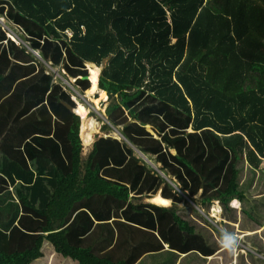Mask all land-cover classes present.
<instances>
[{"label": "trees", "instance_id": "obj_1", "mask_svg": "<svg viewBox=\"0 0 264 264\" xmlns=\"http://www.w3.org/2000/svg\"><path fill=\"white\" fill-rule=\"evenodd\" d=\"M1 1L43 30L46 46L42 54L46 59L57 63L66 50L70 71L88 62L92 80L91 83L89 79L88 97L98 94L94 103L99 105L109 96L108 119L114 125L124 124L123 120L128 123L126 111L130 112L135 123L127 125L124 131L127 138L134 141L129 132L130 127H134L143 139V127L149 122L136 110L137 103L146 94L179 114L175 127L186 131L183 135L176 131L175 135L180 136L176 137L177 156L165 151L163 144L155 139L141 143L145 155H158L157 161L169 170L167 175L173 172L172 175L180 179L177 191L197 202L193 197L203 190L200 203L218 201L226 209L236 200L243 203L247 199L239 181L243 171L241 163H248L254 171L264 167V0ZM12 44L17 50V62L9 77L0 74V107L17 89L15 95L22 94L20 101L25 97L32 106L23 120L33 125H51L56 120L52 113L55 111L45 102L51 99L52 104L49 103L53 107L56 93L47 98L44 92L39 97L33 84L43 82L39 79L41 73L47 81L52 80V76H47L40 68L37 71L36 62L30 59L27 50L19 48L14 41ZM55 88L57 84L50 94ZM62 101L64 99L59 100V107L72 114ZM76 113L86 119L84 142L90 144L97 131L89 117L90 111L78 102ZM78 115L73 113L68 133L72 157L69 174L51 165L52 177H43L50 163L42 159L43 167L37 168L39 176L35 181L31 178L26 185L16 186L14 193H9L4 186V182L8 185L7 180L0 179V206L10 200L14 210L11 224L0 225V264H135L144 253L165 248L164 242L153 232L157 231L153 214L147 226L150 231L142 230L141 237L120 233V243L132 241L134 249H138L128 259H117L115 253L97 254L91 248L74 244L75 230L67 227V222L80 203L95 197L127 203L132 195L122 175L116 170L103 169L102 158L97 162L104 152L98 145L83 158ZM182 116L187 117L186 126L178 125ZM104 129L110 130V127L104 125ZM28 132L32 134L34 129L29 128ZM35 132L45 135L51 129L37 126ZM171 138L172 135H166V139ZM188 139L192 140L191 145ZM108 142L121 145L117 140L101 141L104 145ZM208 152L209 156L204 158ZM165 198L175 203L183 199L174 192L165 194ZM168 199L159 196L151 201L170 205L172 202ZM176 207L163 210L187 233L186 248L191 251L197 247L206 253L192 251V256L184 262L179 253H174L176 258L170 262V252L154 254L149 256L153 259L151 263L207 264L208 258L204 256L216 251L217 255L230 256L231 264L235 256L230 245L224 243L223 240H228L224 239V234L209 229L219 244L216 248L210 246L204 236V247L193 244L197 227L183 218ZM2 210L0 207V214ZM220 211L217 204L214 213ZM247 238L250 239V235ZM146 243L151 246L143 247ZM260 243L264 249L262 241ZM235 246L238 249L234 254L238 253V259L239 250L246 249L238 243ZM245 255L243 252L242 256ZM216 264H222L221 260Z\"/></svg>", "mask_w": 264, "mask_h": 264}, {"label": "rangeland", "instance_id": "obj_2", "mask_svg": "<svg viewBox=\"0 0 264 264\" xmlns=\"http://www.w3.org/2000/svg\"><path fill=\"white\" fill-rule=\"evenodd\" d=\"M21 16L20 13H18L16 10H13L10 5L0 1V44L6 48L0 51V74H8L7 77H9L14 64L17 62V50H14V46L12 44L14 41L16 45L19 46V48H24L27 50V54L29 55L30 59L36 62L35 66L37 67V71L40 68L44 73L48 72L52 78H56V81L58 82V88H55L50 97L56 93L55 97L57 98H54L57 104L56 121L59 123L58 128L62 129L63 133L68 132L70 128L73 120V112L66 104L63 105L66 106V109L70 110L72 114L59 107V100L64 99V101L75 108L77 107L78 102H80L88 108L90 111L89 117L95 123V128L97 131L95 134H93V141L85 147V156L87 157L93 151L94 146L98 145L100 150H103L104 152L103 155L98 156L99 158L97 159V162H101L102 158L104 161L102 168L116 170L117 174H119V176L122 175L123 180L129 183V186L132 190L131 199L127 203H121L118 200H114L112 198L105 199L103 197H96L90 200L91 202L96 203L114 202L117 205L115 208H118V213L120 212L121 216H123V221L119 220V223H116L121 224V227H117L120 233L122 232L126 236H130V234H136L137 236L135 237H140L143 234L141 232L142 230L150 231L147 226L151 223L150 215L153 214L159 235L163 239L167 238L172 240L173 245L169 247L171 248L169 250H173L169 251L170 262V260L176 258L174 253H178L175 251V246L187 247L189 244V237L187 236V233L181 231L174 223L172 215L163 210V208L177 206L176 208H178L180 215L197 227V236H194L192 239L193 244L197 243L200 245V247H204L202 237L204 236L207 238L209 245L216 248L219 244L214 241V237L211 236V231L209 230L214 229L216 233H223L224 239H228L227 241H223L224 243L227 242L230 245L229 248L232 249V255L236 256L234 253L238 248L235 245L238 242H241L239 245H242V247L247 250V253H250V256L246 258L242 256L243 251L239 250L241 255H239V258L237 259L238 264H264V249L260 243L262 241L264 245V167L258 171H254L249 167L248 163H241V169L243 171L241 174V180L239 181H241V185H243V190H247L246 193L248 199L246 202L238 205L233 204L232 202L229 209H226L218 201H213L206 204H203L202 202L200 203L203 190H200L198 195L193 197L198 200V203L191 200L192 198L190 196L185 197L183 193H180L176 190L178 189L176 184L180 182V179L172 175L173 172H170V175H167V171L169 172V170L164 169V163H159L157 161L158 155H145L144 152L141 151V143L151 141V138L160 141L166 149L165 151L177 156L178 150L175 148L177 138H180L179 135H183V132L186 131L184 129L180 131L175 127L176 116L179 114L176 113V111L171 107L168 108L166 104L162 103L157 98L146 94L143 99L137 103L139 106L136 110L139 112L143 120L149 122L143 127V139L139 138V131L134 127H130L129 130V132L132 134V137L134 138V141L124 135L127 138L126 139L121 133L123 132L124 134L125 129H127V125L135 123L134 119L130 117V112L126 111V115L129 116L128 123L125 122L126 120H123L124 124L122 125H114L110 123L107 109L111 101L109 99L106 101H100L99 105H96L94 103V99L99 95L97 94L95 96L88 97L87 90L90 87V82L89 80L79 78V76L86 75L90 72L86 62L80 64V66L77 67L79 69H75L76 71H70L67 67L68 56L66 50H64L61 60L57 63L53 59H46L42 54L46 46H44V41L46 38L44 36L43 30H41V28H39L30 20L25 19L24 16ZM8 34L11 35V37ZM3 39H6L8 44ZM105 64L106 62L100 66V73H102ZM39 77V79L43 82L33 84V86L37 87L36 91L34 92H36L40 97L44 94V92H47L46 88L48 81L43 77L42 73L39 75ZM16 92L17 89H15V91L5 100L12 99L14 103L18 102L17 105L11 103L10 106L8 105L5 107V104H3L0 107V114L2 116L8 117L12 122H25L27 121V119L23 120L24 116L26 115L25 113L30 112L32 106L26 101L25 97L20 101V96L22 94L20 93V96H16ZM45 95H47V93ZM49 102L52 104L51 99L47 100V105ZM78 116L82 121L81 127L82 124H84L86 127V119L84 118V120H82V117L80 115ZM104 125H108L110 130H105ZM178 125L186 126L187 117L182 116V121H180ZM48 126L50 127V123H48ZM176 131L179 133V135H175ZM189 131H192V126L190 127ZM85 132L86 128L82 131L83 141ZM166 135H172V138L166 139ZM64 136L63 140L67 141V137ZM104 139L111 141L117 140L121 143V145L115 142H108L104 145L101 143V141ZM191 141V139H188V144L191 145ZM62 146H64L63 142L61 144V147ZM25 151L26 154H28L27 149ZM24 153L23 157H25ZM209 154L210 152L206 153L204 158H207ZM205 160L206 159H204V161ZM171 169L172 168H170V171ZM155 179H157V181L153 183ZM252 182L256 185L255 187L251 185ZM171 192L177 193V195L183 199L178 203L172 201L170 206H160L151 201L153 200V197L158 194L165 196V194ZM217 204H219L221 209L219 214L216 212L214 213ZM11 205L13 204H9V206L5 207L2 211H4L6 215L10 214V217L12 218L14 215V210L11 209ZM132 205H134L136 208H133ZM122 222L124 224H122ZM76 223L77 222L74 224ZM79 223L81 224L82 221L80 220ZM91 226L92 225L89 224L84 228V230H89ZM82 228L83 227L81 226V229ZM98 229H103L107 232L108 242L114 237V235L112 236V228L105 226L99 227ZM131 229H136L138 232H133ZM246 234L250 235L251 238H247ZM97 235H99V233H97ZM238 235L241 238H238ZM120 237L121 236H119V238ZM216 238L217 236L215 234V240ZM149 245V243H146L143 244V247H147ZM126 248L129 250V252H132V255L127 257V259L134 256L138 250L137 248H132L130 245H128ZM198 249H200L202 253H206L203 249ZM122 256L125 257V255ZM118 257L121 256L118 255ZM204 257L208 258L207 264H216L218 259L221 260L222 264H229V260L231 258L228 255L225 257L224 255H217L216 251H214L212 255ZM209 257L212 258L210 259ZM184 259L185 257L183 258V262Z\"/></svg>", "mask_w": 264, "mask_h": 264}, {"label": "crops", "instance_id": "obj_3", "mask_svg": "<svg viewBox=\"0 0 264 264\" xmlns=\"http://www.w3.org/2000/svg\"><path fill=\"white\" fill-rule=\"evenodd\" d=\"M9 36L11 37V35ZM4 41L8 44L7 40ZM4 49L6 48L2 46L1 50ZM45 74L47 76H50L48 72H46ZM57 83L58 82L56 81V78H52V80L50 78L48 80V84L46 88L47 89L46 97H49L51 95L50 92L52 91L53 87L56 86ZM11 103H14V101L12 99H9L8 102L4 103L5 107H7L8 105L10 106ZM17 103L18 102L14 104L17 105ZM45 103L47 104V101ZM62 103L64 104L67 102L62 101ZM48 106H50V103H48ZM56 106L57 104L55 103L53 105V108L49 107V109L55 111V112L52 111L54 115V119H56V111H57ZM0 113H1V109H0ZM58 124L59 123L56 122V120L54 123L50 125V127L44 126L42 124L41 125H33L32 123L28 124L27 122H12L9 120L8 117L2 116L0 114V179L3 178L7 180L8 185L7 183L4 182V186L8 189L7 191L9 193L10 192L14 193V188L16 186L26 185V183L29 182L31 178H33V181H35V179L39 176V172L37 168L43 167L40 164V161L42 159H45L50 163L47 164L48 171L45 172V175L43 177L45 178L52 177L50 172L52 170L51 165H54L58 168L61 167V169L64 172H66V174H69L70 166L72 164L71 149L68 140L69 130L68 132L63 133V130L58 128ZM37 126H40L48 130L51 129V132L45 135L35 134L36 132L29 134L28 132L29 128L33 130ZM84 128L85 126H82V130ZM80 131H81V127H80ZM121 134L124 136L123 132ZM63 136L67 137V141L63 140ZM80 139L84 146V152H85L86 151L85 147L88 146L89 144L86 145L84 143L81 135H80ZM104 140H108V139H104ZM62 142L64 143V146L61 147ZM26 149L28 151V154H26L25 151ZM84 152H83V158H86ZM23 153L25 157H23ZM251 185L253 187L256 186L253 182ZM241 188L243 189V185H241ZM159 196H161L164 199H168L160 194H158L154 199H156ZM103 198L109 199V197H103ZM246 200L244 202H246ZM172 201L173 200H171V202ZM234 202L233 204H235ZM9 204H12V201L9 200L8 202L2 204L0 207L4 209L5 207H8ZM170 205H160V206H170ZM115 206L117 205L114 202L96 203V202H91L90 200H86L80 203L77 209L72 213L70 221L67 222V227L73 228L74 225L75 233L72 234V240L74 244L86 248H91L97 254L115 253L117 259H125L131 256L132 252H129V250L126 247L130 245L133 248L134 243L132 241L128 242L127 244L120 243V238H119L120 231L117 229V227H121V224H116V223H119V220L123 221L122 219L123 216H121L120 212L118 213L117 211L118 209L115 208ZM1 214L2 216H0V225L3 226L10 225L12 220L10 214L6 215L4 211ZM22 214L23 213L21 212L20 216ZM80 220L82 221L81 224L79 223ZM75 222L77 223L74 224ZM89 224L92 225L91 228L89 230H84V228L87 227ZM81 226L83 227L82 229ZM105 226H107L108 228H112L113 230L112 236L115 234L114 239L113 240L111 239V241L109 242L107 240V232L103 229L100 230L98 229L99 227H105ZM153 232L159 235L158 231L153 230ZM97 233H99V235H97ZM159 237L164 242L165 248L158 251H151L144 253L141 257L137 259V262L135 264H153L151 263L153 262V259L149 258L150 255H154V254L159 255L160 253L173 251V250H169L171 249L169 247L173 245L172 240L167 238L163 239L160 235ZM196 248L191 251H188L186 247L175 246V251L181 255L180 259L182 257L183 258L185 257L187 259L193 254L192 251H198L202 253L200 249L197 250L198 248L197 249ZM243 252L246 254L244 257L248 258L250 256V253H247V250H243ZM118 255H120L121 257H118ZM122 255H125V257H123ZM236 255H238V253ZM231 264H238L236 256Z\"/></svg>", "mask_w": 264, "mask_h": 264}, {"label": "water", "instance_id": "obj_4", "mask_svg": "<svg viewBox=\"0 0 264 264\" xmlns=\"http://www.w3.org/2000/svg\"><path fill=\"white\" fill-rule=\"evenodd\" d=\"M92 64H94V65H97L96 63H94V62H91ZM81 79H86V80H89V74H86V75H81V76H79ZM64 104H66L69 108H70V110L73 112V113H75L76 114V110H75V107H73L72 105H70V104H68V103H64ZM81 123H82V121H81ZM82 128V127H81ZM80 135L82 136V129H81V131H80Z\"/></svg>", "mask_w": 264, "mask_h": 264}, {"label": "bare ground", "instance_id": "obj_5", "mask_svg": "<svg viewBox=\"0 0 264 264\" xmlns=\"http://www.w3.org/2000/svg\"><path fill=\"white\" fill-rule=\"evenodd\" d=\"M86 63H88V62H86ZM89 79H90V81H91V83H92V80H91V76H89ZM77 109V107L75 108V110ZM77 114V113H76ZM82 120H84V118L82 117ZM82 126H84V124H82ZM86 129H87V127H85ZM84 128V129H85ZM82 129V128H81ZM83 131V130H82ZM101 139H103V138H101ZM85 143V142H84ZM86 144V143H85ZM87 145V144H86ZM235 202H238L239 204H241V202H239V201H235ZM234 202V203H235Z\"/></svg>", "mask_w": 264, "mask_h": 264}, {"label": "built area", "instance_id": "obj_6", "mask_svg": "<svg viewBox=\"0 0 264 264\" xmlns=\"http://www.w3.org/2000/svg\"><path fill=\"white\" fill-rule=\"evenodd\" d=\"M68 34L73 37V33L71 31H68ZM241 243V242H238V244ZM251 250V249H250Z\"/></svg>", "mask_w": 264, "mask_h": 264}, {"label": "clouds", "instance_id": "obj_7", "mask_svg": "<svg viewBox=\"0 0 264 264\" xmlns=\"http://www.w3.org/2000/svg\"><path fill=\"white\" fill-rule=\"evenodd\" d=\"M89 74V73H88ZM101 74V73H100ZM80 78V77H79ZM100 79V78H99ZM236 201H238V200H236Z\"/></svg>", "mask_w": 264, "mask_h": 264}]
</instances>
